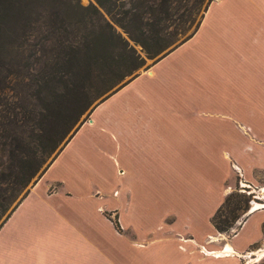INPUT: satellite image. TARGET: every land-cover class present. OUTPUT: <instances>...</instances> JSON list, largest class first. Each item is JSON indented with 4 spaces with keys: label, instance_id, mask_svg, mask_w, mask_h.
Listing matches in <instances>:
<instances>
[{
    "label": "crops",
    "instance_id": "0c3cea01",
    "mask_svg": "<svg viewBox=\"0 0 264 264\" xmlns=\"http://www.w3.org/2000/svg\"><path fill=\"white\" fill-rule=\"evenodd\" d=\"M90 119L0 228V264H264V208L219 244L211 223L233 175L264 190V0H213Z\"/></svg>",
    "mask_w": 264,
    "mask_h": 264
},
{
    "label": "trees",
    "instance_id": "16d2710c",
    "mask_svg": "<svg viewBox=\"0 0 264 264\" xmlns=\"http://www.w3.org/2000/svg\"><path fill=\"white\" fill-rule=\"evenodd\" d=\"M212 1L0 0V219L42 178L95 102L101 99L90 113L193 28L153 65L189 40ZM242 204L232 194L224 199L211 219L217 233L235 227Z\"/></svg>",
    "mask_w": 264,
    "mask_h": 264
},
{
    "label": "rangeland",
    "instance_id": "374dc122",
    "mask_svg": "<svg viewBox=\"0 0 264 264\" xmlns=\"http://www.w3.org/2000/svg\"><path fill=\"white\" fill-rule=\"evenodd\" d=\"M80 3L82 6H87L89 4H94L95 5V2L94 0H80ZM203 10V9H202ZM102 12V11H101ZM103 13V12H102ZM202 15V11L200 12V14L197 16V21L200 19ZM106 17V15H104ZM107 18V17H106ZM193 29V28H192ZM192 29L189 30L185 36L183 38H181L180 40H178L175 44H173L171 47H175L177 46L183 39H185L191 32H192ZM124 36V35H123ZM130 42V41H129ZM131 45H133L132 42H130ZM134 46V45H133ZM170 47V48H171ZM136 52L138 54H141L143 56V54L141 53V49L139 46H134ZM169 49V48H168ZM166 51V50H165ZM161 55V54H160ZM160 55L157 57L159 58ZM155 58L154 60H147L146 61V64L144 67H142L141 69H139L138 71H136L133 75L129 76V77H126L122 83H120L119 85L125 83L126 81H128L130 78H132L134 75H141L142 73H145L147 72L148 70H150V68L153 66V63L155 62V60L157 59ZM119 85H117L116 87H114L112 90H114L115 88H117ZM111 90V91H112ZM110 91V92H111ZM108 92V93H110ZM106 95V94H105ZM101 100V99H100ZM98 100L97 102H95V104L90 108V110L82 117V120L84 119L85 122L84 123H89L88 121L91 120L90 119V116L92 113H90V111L94 108V106L100 101ZM93 112V111H92ZM73 131V130H72ZM71 131V132H72ZM52 159V157L50 158ZM50 159L48 160V162H50ZM48 162L46 163V165L48 164ZM123 174V172L121 170L118 171V175L121 176ZM52 175L49 174L48 175V178H50ZM231 188H230V187ZM31 185L28 187L29 191L31 189ZM57 189L56 186L52 187V189ZM27 189V190H28ZM231 190L230 194L233 195L234 199L235 198H238V199H241V200H247V207L245 208V205L242 204V209H239L237 211H235V215L238 216L237 220H236V224H235V227H233L231 230L225 232V233H221L220 235L218 234L216 239L214 241H216L217 244L220 243L219 239H223L225 241V239H227V237L237 228V225L240 224V221L244 220V218L248 215L249 212H254L256 210H260L262 208H264V190H262V188L260 189H247L246 186H245V183L242 182V179L240 178V175L239 174H236V175H233L232 179L229 180L227 183H226V190ZM24 193H22L18 198L17 200H15L10 208L7 210V212L2 216V218L0 219V223L2 221L5 220V218L10 214V212L14 209V207L17 206L18 202L21 200V198L23 197ZM106 217L110 220V221H116V219H114L113 216H111L110 214L108 213H105ZM118 222V220H117ZM119 225V224H118ZM120 227V226H119ZM121 232V230L119 231ZM210 242V240L208 241ZM207 242V243H208ZM251 253L253 252H249V254L251 255ZM263 255H262V258L260 260L261 263H264V251L261 252ZM223 255H225V253H223ZM260 257H255V256H248V260L247 262H258L257 260L259 259Z\"/></svg>",
    "mask_w": 264,
    "mask_h": 264
},
{
    "label": "water",
    "instance_id": "95a60500",
    "mask_svg": "<svg viewBox=\"0 0 264 264\" xmlns=\"http://www.w3.org/2000/svg\"><path fill=\"white\" fill-rule=\"evenodd\" d=\"M174 48V46L173 47H171V48H169V49H167L166 51H164L161 55H160V57L161 56H163V55H165L166 53H168L170 50H172ZM109 94V93H108ZM107 94V95H108ZM88 122H90V120L88 121ZM77 128V126L73 129V131L72 132H70V134L68 135V137L64 140V142L62 143V145L69 139V137L73 134V132L75 131V129ZM61 145V146H62ZM61 146L58 148V150L61 148ZM57 150V151H58ZM57 151H56V153H57ZM56 153H54V155L52 156V158L55 156V154ZM50 161H51V159H50ZM49 163V162H48ZM251 212H249L248 214H250ZM240 222H242V221H240Z\"/></svg>",
    "mask_w": 264,
    "mask_h": 264
},
{
    "label": "bare ground",
    "instance_id": "6f19581e",
    "mask_svg": "<svg viewBox=\"0 0 264 264\" xmlns=\"http://www.w3.org/2000/svg\"><path fill=\"white\" fill-rule=\"evenodd\" d=\"M152 74V73H151Z\"/></svg>",
    "mask_w": 264,
    "mask_h": 264
}]
</instances>
